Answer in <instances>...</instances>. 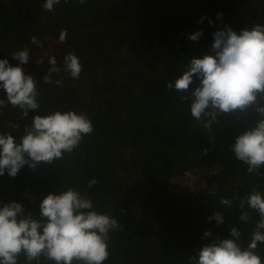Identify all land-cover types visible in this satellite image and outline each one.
<instances>
[{
	"label": "trees",
	"instance_id": "obj_1",
	"mask_svg": "<svg viewBox=\"0 0 264 264\" xmlns=\"http://www.w3.org/2000/svg\"><path fill=\"white\" fill-rule=\"evenodd\" d=\"M44 2L0 0V59L35 79L40 105L25 117L0 89L5 100L0 133L19 143L35 115L56 110L87 113L95 131L62 159L35 169L25 165L15 177L5 172L0 206L20 203L39 220V205L50 193L73 188L90 197L97 212L120 226L110 233L105 264H190L213 240L233 239V227L241 232L237 243L246 248L260 217L240 204L254 190L264 194V167L249 173L230 149L262 119L255 108L264 106V98L244 112L218 114L209 129L204 125L210 118L197 121L190 113L199 80L194 77L186 92L166 85L191 58L215 54L214 33L231 28L239 34L264 25V0H86L83 5L61 0L51 12L42 8ZM197 32L201 37L192 41ZM33 36L43 47L31 43ZM25 47L28 64L12 59ZM69 52L83 65L79 79L63 71ZM51 56L61 71L45 84ZM193 169L204 178L197 193L171 186ZM93 178L98 183L89 188ZM222 198L231 205H221ZM217 212L222 224L214 219ZM243 212L247 221L240 219ZM206 231L212 236L205 237ZM256 252L264 259V243ZM17 264H27L23 253ZM39 264L54 262L41 257Z\"/></svg>",
	"mask_w": 264,
	"mask_h": 264
},
{
	"label": "clouds",
	"instance_id": "obj_2",
	"mask_svg": "<svg viewBox=\"0 0 264 264\" xmlns=\"http://www.w3.org/2000/svg\"><path fill=\"white\" fill-rule=\"evenodd\" d=\"M60 3L61 0H45L41 6L51 12ZM79 3L83 5L86 0ZM201 35L202 32H197L189 38L197 41ZM66 38L67 30H61L59 40L63 42ZM214 41V55L191 58L186 70L166 85L169 90L186 92L194 77L199 80V86L191 92L190 113L197 121L210 118L204 125L209 129L218 114L244 112L259 98H264V25H255L239 34L231 28L218 31L214 33ZM31 43L43 47L35 36ZM12 59L28 64L30 49L25 47L12 53ZM48 63L51 67L43 80L45 84H52V74L59 73L61 68L55 56H51ZM82 70L75 52L63 57V71L71 78L79 79ZM55 83L62 87L60 80ZM0 89L5 91L7 102L19 107L25 117L40 107L35 79L26 75L22 67L11 66L7 59H0ZM4 104L5 100L0 99V106ZM255 111L262 119L254 128L239 135L230 149L238 161L248 165L249 173H257L264 167V106ZM94 131V124L85 112L56 110L47 115L37 114L19 143L11 134L0 133V176L7 172L15 177L25 165L35 169L41 163L51 164L62 159ZM97 183L93 178L88 187ZM220 203L230 206L232 202L222 198ZM245 203L260 217L247 247L237 243L241 232L233 227L230 233L233 239L213 240L199 250L198 257L190 258V264H264V259L256 252L258 244L264 243V194L254 190L240 207ZM39 214V220L31 213L25 214L23 206L17 202L0 206V264H17L21 253L27 264L33 261L39 264L41 257L54 264H105L109 259L110 233L120 226L115 218L97 212L90 197L73 188L50 193L40 203ZM214 219L218 224L224 222L219 212ZM240 219L247 221L248 213L243 212ZM204 236L211 237L212 233L206 231Z\"/></svg>",
	"mask_w": 264,
	"mask_h": 264
},
{
	"label": "rangeland",
	"instance_id": "obj_3",
	"mask_svg": "<svg viewBox=\"0 0 264 264\" xmlns=\"http://www.w3.org/2000/svg\"><path fill=\"white\" fill-rule=\"evenodd\" d=\"M1 99V96H0ZM191 174V178H195V182L188 183V185H184L185 181L180 183L179 179L172 180L171 186H175L177 191L180 192H188V193H197L199 189L204 187V178L200 175V173H197L196 170H189L186 175ZM187 177V176H186ZM186 180V179H185Z\"/></svg>",
	"mask_w": 264,
	"mask_h": 264
},
{
	"label": "built area",
	"instance_id": "obj_4",
	"mask_svg": "<svg viewBox=\"0 0 264 264\" xmlns=\"http://www.w3.org/2000/svg\"><path fill=\"white\" fill-rule=\"evenodd\" d=\"M188 173L187 172H184L183 174H180L176 177V179H179L180 183L184 182L185 181V184L184 185H188V183H193L195 182V178H191V174L189 175H186ZM187 176V177H186ZM186 179V180H185Z\"/></svg>",
	"mask_w": 264,
	"mask_h": 264
}]
</instances>
